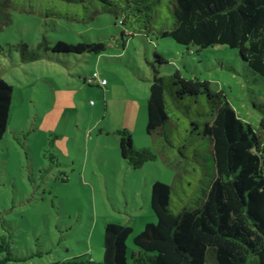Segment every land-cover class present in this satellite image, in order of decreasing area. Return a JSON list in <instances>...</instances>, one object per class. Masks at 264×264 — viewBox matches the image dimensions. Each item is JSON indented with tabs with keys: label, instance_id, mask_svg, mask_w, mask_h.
<instances>
[{
	"label": "rangeland",
	"instance_id": "374dc122",
	"mask_svg": "<svg viewBox=\"0 0 264 264\" xmlns=\"http://www.w3.org/2000/svg\"><path fill=\"white\" fill-rule=\"evenodd\" d=\"M125 32L112 14L84 24L17 12L0 32V77L14 88L9 128L0 142V264H57L82 256L97 261L107 223L132 226L130 261L134 236L157 222L153 184L173 185L175 176L161 159L139 170L128 167L114 134L128 129L137 148L152 144L146 127L155 74L168 77L180 70L186 78L209 81L214 91L226 93L240 118L260 127L253 102L264 103V78L237 50L198 51L157 34ZM57 41L103 42L106 50L57 54L52 51ZM43 42L50 48L45 58L22 60L18 44L35 49ZM86 78L96 81L90 85ZM204 166L212 172L210 159ZM196 186V177L177 182L171 207L187 203Z\"/></svg>",
	"mask_w": 264,
	"mask_h": 264
},
{
	"label": "trees",
	"instance_id": "16d2710c",
	"mask_svg": "<svg viewBox=\"0 0 264 264\" xmlns=\"http://www.w3.org/2000/svg\"><path fill=\"white\" fill-rule=\"evenodd\" d=\"M15 12L84 24L112 14L125 27L124 36L157 34L198 51L227 46L264 78V0H0V32L13 23ZM17 49L24 62H33L50 48L43 42L35 49L20 43ZM105 50L103 42L86 41H57L52 48L65 55ZM85 81L92 85L96 79ZM149 91L146 133L152 144L137 148L128 129L114 134L131 169L161 159L174 171L173 185L156 181L151 188L157 222L134 236L130 261L132 226L107 223L101 261L82 256L57 264H264V103L253 102L261 115L256 129L239 117L223 90L180 70L168 77L155 74ZM13 95V86L0 77V142L9 128ZM186 98L190 104L183 105ZM50 144L55 147L53 139ZM207 159L212 172L204 166ZM187 176L196 177L197 186L175 210L172 194Z\"/></svg>",
	"mask_w": 264,
	"mask_h": 264
},
{
	"label": "crops",
	"instance_id": "0c3cea01",
	"mask_svg": "<svg viewBox=\"0 0 264 264\" xmlns=\"http://www.w3.org/2000/svg\"><path fill=\"white\" fill-rule=\"evenodd\" d=\"M107 106V105H106ZM108 107V106H107ZM54 132L51 130L50 134H53ZM103 259V257L101 259H98L97 261H101Z\"/></svg>",
	"mask_w": 264,
	"mask_h": 264
},
{
	"label": "built area",
	"instance_id": "2783aa9c",
	"mask_svg": "<svg viewBox=\"0 0 264 264\" xmlns=\"http://www.w3.org/2000/svg\"><path fill=\"white\" fill-rule=\"evenodd\" d=\"M106 83L107 82L105 80H103L101 84H102V86H104V85H106Z\"/></svg>",
	"mask_w": 264,
	"mask_h": 264
}]
</instances>
